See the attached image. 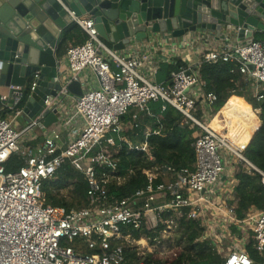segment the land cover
Instances as JSON below:
<instances>
[{"label":"built area","instance_id":"built-area-1","mask_svg":"<svg viewBox=\"0 0 264 264\" xmlns=\"http://www.w3.org/2000/svg\"><path fill=\"white\" fill-rule=\"evenodd\" d=\"M70 14L85 39L68 48V72L61 74L69 83L80 80V74L90 69L98 85L83 90L79 99L72 96V115L61 112L57 97L45 100L44 110L59 108L61 121L79 119L81 123L64 149L56 131L39 146L29 143L24 134L41 124L44 110L18 130L9 114L20 112L22 94H0V264H129L128 247L137 254L136 264H147L151 252L142 256L140 243L148 240L135 239L132 229L142 224L153 229L162 223L165 239L185 210L187 218L203 227L198 240L213 244L224 258L223 264H254L246 250L250 237L264 257V209L252 208L240 218L233 204L238 164L259 172L263 185L264 172L245 156L248 143L239 148L228 138L227 116L216 110L217 95L206 90L200 74L204 62H238L241 73L252 83L254 96L262 99L264 40L226 41L222 46L208 47L197 61H186L172 71L169 82H161L160 64L153 61L151 49L137 50L133 39L108 43L93 18L77 16L74 11ZM198 37L209 44L206 33ZM39 78L38 71L28 85L30 92ZM13 89L22 90L20 86ZM62 92L66 93V87ZM157 102H161V111L174 107L185 121L198 126L192 143L195 163L178 171L170 166L145 169L147 181L141 188L130 197L109 201L114 196H110V174L104 168L115 170L113 155L118 150L112 151L115 140L107 135L122 133L144 114L160 122L153 111ZM154 133L159 130L147 125L145 136ZM130 147L146 152L147 158L155 161L147 142ZM11 159L23 164L13 169ZM67 161L87 179L86 206L66 208L46 200L44 181L54 177ZM170 212L174 215L166 216ZM163 239H156V243ZM85 248L93 252L86 253ZM153 258L160 259L154 254Z\"/></svg>","mask_w":264,"mask_h":264},{"label":"water","instance_id":"water-1","mask_svg":"<svg viewBox=\"0 0 264 264\" xmlns=\"http://www.w3.org/2000/svg\"><path fill=\"white\" fill-rule=\"evenodd\" d=\"M70 11L93 18L100 36L110 43L207 31L217 39L232 36L251 43L255 33H264V0H0V85L24 89L40 72L23 109L29 119L47 98L64 101L71 94L79 99L83 93L81 80L66 82L55 52L72 23ZM43 114L49 127L58 122L60 111L45 109ZM258 114L262 125L260 110Z\"/></svg>","mask_w":264,"mask_h":264},{"label":"trees","instance_id":"trees-1","mask_svg":"<svg viewBox=\"0 0 264 264\" xmlns=\"http://www.w3.org/2000/svg\"><path fill=\"white\" fill-rule=\"evenodd\" d=\"M81 31V33H80ZM82 30L78 24L72 22L63 33L61 47L68 45L75 40L78 43L82 36ZM256 40H261L255 38ZM184 62L178 60L175 63H163L159 75L161 82H169L170 74L174 70H178ZM201 77L206 81V90L214 92L217 95L216 110L225 106L226 102L233 95L244 97L255 109L261 111L260 118L263 123L261 127L248 140L245 156L262 172H264V97L258 100L252 91V83L245 79L240 71L238 62H204L200 66ZM264 94V90H262ZM29 94V86L23 92L20 107L25 106ZM237 99V98H236ZM247 109L252 110L250 105L245 104L239 98L237 99ZM153 111L156 113L160 122L156 117L144 114L140 116L139 121H131L122 133H109L107 137H113L115 145L113 150H118L113 155L116 160V168L106 166L104 170L110 174V196L113 199H123L132 196L147 181L144 174L145 169L156 166L172 167L175 171L185 167H193L196 156L192 146L194 141V132L198 129L192 121H185L184 115L176 108L168 106L166 110L161 111V102L153 105ZM151 125L154 133L145 136L146 126ZM221 128V127H220ZM253 137V138H252ZM147 142L151 154L155 161L147 158L146 152L130 147L142 145ZM13 169H19L23 162L11 159ZM12 170V168H8ZM103 170V169H102ZM119 177L123 181L119 182ZM236 177L238 182L235 186V210L240 218L247 216L252 209H264V185L262 175L257 171H249L245 165L238 164L236 169ZM87 179L83 173L74 169L67 161L56 172L54 177L47 179L43 183L42 190L45 193L46 200L53 204L71 208L73 206H86L87 200ZM187 210L184 215L177 218L176 223V239L177 244L182 246L178 255L170 261V264H223L224 258L217 252L213 244L209 241L198 240L202 233L203 227L199 221L187 218ZM174 215L173 212L166 213V216ZM165 226L162 223L156 228L148 229L145 224L139 228H133L132 233L135 239L145 238L151 244L156 243V239L162 238L161 231ZM166 239H163L165 241ZM246 250L253 259L254 264H263L264 257L254 246L252 237L247 241ZM86 253H92V250H84ZM127 257L129 264H136L137 254L129 247L127 248ZM147 264H166L161 259H154L153 253H148L146 259Z\"/></svg>","mask_w":264,"mask_h":264},{"label":"crops","instance_id":"crops-1","mask_svg":"<svg viewBox=\"0 0 264 264\" xmlns=\"http://www.w3.org/2000/svg\"><path fill=\"white\" fill-rule=\"evenodd\" d=\"M206 35L210 38L209 44L206 43L207 45L201 38L198 37L199 33L191 32L185 37H181V38H173L167 35L166 39H162L161 34L159 35L156 34L149 40L145 39L142 42H136L134 46H137L138 48L137 50L139 51H144L146 49L152 50L153 61L155 63L160 64V71L158 74V78H159V75L163 76V74H161L163 72V70H161V65L163 63H174V62H177L178 60H181L183 62H186V61L195 62L197 61V58L201 55L202 53L201 51H205V50L207 51L209 49L208 47L222 46L224 42L226 41H233L236 43H246L245 40L240 41L237 37H232V36L226 37L225 39H217L215 38L214 34L210 33L209 31L206 32ZM82 36L84 37V34ZM254 36L255 38L264 40V33L257 32L255 33ZM79 39L83 40L82 37ZM74 41L75 40H73L68 45H65L63 47L60 46L61 41H59L57 50L55 52L60 62V66H59L60 72H65V73L68 72L66 52L68 48L72 44L75 43ZM121 52L124 53L123 51ZM80 80L82 81L84 90H87L90 86L92 87V86L98 85L97 78L95 74L92 72V70L90 69H86L80 74ZM28 85L29 84H27L26 87H28ZM13 86L14 85H10V86L0 85L2 89H5L9 92L8 94L10 96L14 94H19V93H21L23 96V92L27 89L26 87H25L26 89L25 88L23 89L21 87L22 90H14ZM30 93L31 92L29 90V94ZM0 94H4V92L0 90ZM72 96L73 95L71 94L68 95L64 101H59V104H58L60 106L61 112H64L66 116L68 113L72 115L71 109H72L73 100H74ZM236 98L237 99L239 98L242 102H244L247 105H250L252 108V105L244 97L233 95L226 102L225 106L219 110L221 114L228 116L227 120H228V125H229V132L232 135H235L234 137L239 141H243V140L248 141L250 137L253 136L255 132L258 130V128L260 127L261 121L260 119L256 120V118L253 117V114H254L253 113L254 111L252 112L253 108L252 110L247 109V107L245 108L241 104V102L237 100ZM23 109H24V106L23 107L18 106V110L20 112H18L17 114L16 113L9 114L13 118V125H14V122L17 119H19V117L21 116L20 114L22 113ZM43 110L44 108H42V110L38 114H36L32 119H28V121L18 120L19 127L21 129L25 128L36 116L42 114L41 112ZM243 111H246L247 113H244ZM58 116H59L58 122L54 123V125L59 126L58 130L53 129L51 131H48L50 126L49 127L44 126L43 124L44 119H43L39 126L34 127L32 130L28 131L27 134H24L26 138L29 140V143H31L35 147L39 146L41 143H43L45 137L52 136L53 132L56 131L61 134V140L59 144L61 146V149H64L67 146V143L69 142V140L73 137L74 130L77 131V128H79V125L81 123L79 122V119L78 120L74 119L72 122L66 123V119L61 121L60 120L61 115L59 114ZM52 125L53 124H51V126Z\"/></svg>","mask_w":264,"mask_h":264},{"label":"rangeland","instance_id":"rangeland-1","mask_svg":"<svg viewBox=\"0 0 264 264\" xmlns=\"http://www.w3.org/2000/svg\"><path fill=\"white\" fill-rule=\"evenodd\" d=\"M158 79H159V81H161V77H159ZM0 90L3 91L5 94L9 93L7 90L2 89L1 87H0ZM252 108H253L252 112L254 111L253 117L256 118V120L257 119L259 120V114H258L259 109H255L253 106H252ZM20 115L21 116L19 117V119H17L14 122V127L18 130L21 129L18 125V120L28 121V119H29L26 114H23V111ZM227 117H226V119H228ZM215 125H217V124H215ZM58 127H59L58 125L53 124L52 126L49 127L48 131H51L53 129L58 130L59 129ZM244 132H246V131H244ZM176 233H177L176 227L172 226L171 230H169L167 236L165 237L166 240L163 241L162 243L151 244L150 242H148V241L145 242L143 240L140 243V250H141L142 256H146L148 252H151L154 254L155 257H158V258L162 259L163 261L167 262L166 264H170V261L179 253V251L182 249V246H183V244H181V245L177 244Z\"/></svg>","mask_w":264,"mask_h":264},{"label":"bare ground","instance_id":"bare-ground-1","mask_svg":"<svg viewBox=\"0 0 264 264\" xmlns=\"http://www.w3.org/2000/svg\"><path fill=\"white\" fill-rule=\"evenodd\" d=\"M244 113H247L246 111H243ZM218 128H220V127H218ZM227 136H228V138L230 139V141L232 142V143H234L235 144V146H237V147H241L243 144H246V143H248V141L247 140H243V141H239V140H237L234 136L235 135H232L230 132H228V134H227ZM239 138V137H238ZM240 139V138H239Z\"/></svg>","mask_w":264,"mask_h":264}]
</instances>
